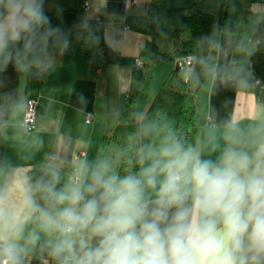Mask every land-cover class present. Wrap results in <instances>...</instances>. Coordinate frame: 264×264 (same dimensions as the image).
Listing matches in <instances>:
<instances>
[{"label":"clouds","instance_id":"9594fccd","mask_svg":"<svg viewBox=\"0 0 264 264\" xmlns=\"http://www.w3.org/2000/svg\"><path fill=\"white\" fill-rule=\"evenodd\" d=\"M45 23L40 0H0V58ZM136 136L134 171L99 157L62 186L0 192V264H25L41 233L57 264H264V123L228 125L215 159L167 126Z\"/></svg>","mask_w":264,"mask_h":264},{"label":"crops","instance_id":"0c3cea01","mask_svg":"<svg viewBox=\"0 0 264 264\" xmlns=\"http://www.w3.org/2000/svg\"><path fill=\"white\" fill-rule=\"evenodd\" d=\"M86 1L90 4L85 10V25L90 35L84 48L79 50L76 44H72L42 58L40 65L48 70L47 79L36 100L45 111L39 115L37 127L32 131L23 126L28 69L23 38L11 46V61L5 62L0 58V68L9 63L20 68V103L2 126L5 159L0 167V192L10 194L12 199L16 198L15 189L18 187L34 188L30 179V171L34 168H47L70 179L74 166L81 161L91 163L103 157L105 133L125 120L122 109L131 88L133 71L140 68L137 59L145 60V72L151 61L153 37L149 32L148 9L152 0H135L131 6H126L124 0ZM190 1L193 0H168V5L182 6ZM198 1H201L203 9L217 14L223 0ZM79 3L80 0H57L51 4L49 0L47 8L73 7ZM249 16L252 32L245 47H235L232 34L223 31L218 44L215 74L195 96L200 124L190 133L189 144L199 146L204 158L215 159L219 155L225 144L223 133L228 125L247 128L264 123V75L255 56L257 27L264 19V0L251 3ZM102 43L112 48L113 60L99 69L94 59ZM163 62L171 63L162 61L147 69L146 74L151 72V76L143 80L136 113L131 121L142 118L174 69L170 64H161ZM174 64L176 68L177 64ZM157 70L162 76L156 79L150 97L145 100L148 83L155 80ZM91 111L95 118L87 123V113ZM174 125L176 127V121L175 124L168 122L166 126L174 131ZM82 150L86 155L80 158ZM35 199L43 204L36 193ZM34 227L29 223L26 231ZM46 239L41 233L38 243L27 253L25 264H57L44 247Z\"/></svg>","mask_w":264,"mask_h":264},{"label":"trees","instance_id":"16d2710c","mask_svg":"<svg viewBox=\"0 0 264 264\" xmlns=\"http://www.w3.org/2000/svg\"><path fill=\"white\" fill-rule=\"evenodd\" d=\"M49 0H40L48 23L34 26L23 37V47L28 55V69L25 84L27 101L37 99L39 91L47 79V69L40 63L45 54L76 44L82 50L90 31L85 25L86 0L78 6H63L53 10L47 8ZM254 0H223L219 12L213 13L201 7V1L193 0L186 5L171 7L168 0H152L148 9L149 32L153 37L151 64L174 62L177 64L146 108L141 119L119 122L109 129L103 138V157L115 161L116 170L121 175L127 170H136V150L140 143L148 140L136 136L141 126L156 125L158 120L170 117L176 121L174 133L189 144V135L200 124L195 96L199 88L215 74L217 52L223 31L232 34L234 45L243 48L251 37L250 5ZM89 2V1H88ZM90 4V3H89ZM258 45L256 61L264 75V19L257 27ZM194 58L191 68L183 73V57ZM113 60V50L106 43L99 46L95 65L102 69ZM133 71L130 91L124 99L122 115L132 118L136 113L138 96L147 76L144 67ZM20 68L9 63L0 68V167L5 159V139L2 126L20 103ZM45 111L38 104V117ZM37 117V121H38ZM131 161V163L129 162ZM59 176V184L69 179L47 168H34L30 179L35 188L39 182H47L53 175ZM36 195L41 203L40 193Z\"/></svg>","mask_w":264,"mask_h":264},{"label":"built area","instance_id":"2783aa9c","mask_svg":"<svg viewBox=\"0 0 264 264\" xmlns=\"http://www.w3.org/2000/svg\"><path fill=\"white\" fill-rule=\"evenodd\" d=\"M126 6H131L135 0H124ZM86 8L89 7V2L86 1ZM194 58L192 56L183 57L181 65L184 66L187 71L191 68ZM137 65L143 66L145 65V60L143 58L137 59ZM38 101L36 99H29L26 103V112L23 118V126L27 131H32L37 127V117H38ZM95 113L93 111L87 113L86 122L90 123L94 120ZM86 155V151L82 150L79 154V157L82 158ZM77 166V165H76ZM74 166L73 172L76 168Z\"/></svg>","mask_w":264,"mask_h":264},{"label":"rangeland","instance_id":"374dc122","mask_svg":"<svg viewBox=\"0 0 264 264\" xmlns=\"http://www.w3.org/2000/svg\"><path fill=\"white\" fill-rule=\"evenodd\" d=\"M57 1V0H56ZM56 1L55 0H51V4L53 3V4H55L56 3ZM253 38L256 40V35H254L253 36ZM161 64H170L171 66H173V68H175V64L174 63H165V62H163V63H161ZM150 66H155L154 64H151V61L149 62V64L147 65V67H146V72H147V69H149L150 68ZM162 66V65H161ZM152 69H154L153 67H152ZM160 69V68H159ZM182 71H183V73H186L187 72V69L185 68V67H183L182 68ZM150 76H151V72H149V75L147 74V77L148 78H150ZM161 76H162V73L160 72V70H157V72H156V77H155V80L154 81H151V82H149L148 83V86H147V89H146V92H145V95H146V97H144L145 98V100L146 99H148L149 97H150V93H151V91H152V86H153V84L156 82V79H160L161 78ZM147 78V79H148ZM146 79V80H147ZM143 92H144V90H143ZM149 95V96H148ZM131 118H125V120L123 121H121V122H130L131 120H130ZM171 121H173L174 122V124H175V120L174 119H172V118H170V117H167V118H164V119H161V120H158L157 121V123H156V126L157 127H163V126H166L167 124H168V122H171ZM174 127H175V125H174ZM174 132V131H173Z\"/></svg>","mask_w":264,"mask_h":264}]
</instances>
